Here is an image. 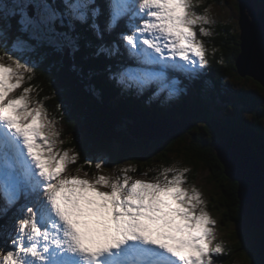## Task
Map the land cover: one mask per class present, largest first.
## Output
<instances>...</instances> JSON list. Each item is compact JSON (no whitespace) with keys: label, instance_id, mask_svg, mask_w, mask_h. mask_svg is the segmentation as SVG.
I'll use <instances>...</instances> for the list:
<instances>
[{"label":"snow or ice","instance_id":"obj_1","mask_svg":"<svg viewBox=\"0 0 264 264\" xmlns=\"http://www.w3.org/2000/svg\"><path fill=\"white\" fill-rule=\"evenodd\" d=\"M62 2L74 20L91 16L101 35L94 0ZM31 6L32 0H17L12 12L25 30L62 15L53 11L47 20L34 19L25 11ZM108 11L109 31L124 17L139 19L120 36L138 64L191 72L208 63L197 25L202 35H211L204 25L213 20L195 10V0H108ZM32 72L7 52L0 55V215L26 201L18 209L11 247L0 250V264H214L215 254L224 250L221 243L213 245L217 221L202 192L184 186L190 170L163 167L150 180L133 179L131 166L115 178L66 174L79 153L58 147L63 141L55 120L30 96L34 87H22L25 73ZM119 77L129 88L175 91V81L150 67H125Z\"/></svg>","mask_w":264,"mask_h":264},{"label":"trees","instance_id":"obj_2","mask_svg":"<svg viewBox=\"0 0 264 264\" xmlns=\"http://www.w3.org/2000/svg\"><path fill=\"white\" fill-rule=\"evenodd\" d=\"M47 2L53 11L64 16L63 21L57 18L53 23L70 38V42L64 44L67 43L70 49L72 63L64 65L66 51L59 50L57 44L38 46L32 42H18L27 45V58L23 55L22 60L33 69L32 73H25L22 87L31 84L34 91L30 94L43 100L48 113L58 117L66 126L63 142L79 153L73 168L77 169L80 165L82 168L85 165L91 167L85 162L94 164L96 156L110 152L114 146L121 147L123 161L137 165L135 168L131 166L130 170H138H131V175L142 174L145 169H150L154 161L160 170L166 161L172 160L170 156L179 157L191 168V172L204 167L219 190L218 200L214 198L217 204L212 209L220 212L224 225H231L228 231L233 237V243L227 244V249L217 257L218 260L221 264H232L236 262L237 255H242L245 261L248 256L251 264H264V229L255 228L251 220L242 214L238 183L225 174L217 152V144L225 141L231 131L242 132L249 140L264 178L263 97L253 88L243 87L235 95L245 111L239 110L232 115L220 113L215 108L219 100H230L222 92L226 87V78H240L235 64L241 51L240 30L230 24L216 25V35L211 42L215 49L208 63L201 66L203 72H198L193 78L185 72L167 70V78L175 81V91L171 94L168 90L158 92L155 86L138 90L123 85L119 77L128 63L136 68L150 67L138 64L120 38L121 33L132 31V17L121 19L109 31L106 29L108 0H94L92 6L100 9V15L95 17V23L102 30L98 36L92 28L91 16L87 21L80 22L67 14L62 0ZM11 19L14 21L13 16ZM19 34V29L13 28L10 29L9 39L5 41L4 37L0 40V55L13 51V40ZM102 47L108 51H100ZM151 67L161 69L159 66ZM176 83H182L184 90L179 89ZM256 83L264 91V86L258 81ZM245 112L251 113V116L248 117ZM140 118L181 119L188 127L166 139L139 140L132 137L131 129L133 122ZM189 179L193 181L194 177L189 176ZM22 204L18 201L5 215H0V250L6 252L10 248L5 231L8 222L12 221L14 226ZM15 215V220H10Z\"/></svg>","mask_w":264,"mask_h":264},{"label":"rangeland","instance_id":"obj_3","mask_svg":"<svg viewBox=\"0 0 264 264\" xmlns=\"http://www.w3.org/2000/svg\"><path fill=\"white\" fill-rule=\"evenodd\" d=\"M16 2L17 0H0V40L2 41L4 37H6L4 38L5 41L6 39H9V37L11 36L10 29H13V28L15 30L19 29V32H20V34L17 35V37L13 40L15 43V44L13 43L14 45L11 46L13 51L8 52V54L12 55L15 59L23 63V60H22L24 59L23 55L27 58V54H28V52H26L27 49H25V47L27 46V45H24L25 42L28 44L32 42L38 46L40 44L42 45L43 44L45 45L57 44L59 50L61 51L69 50L67 43L64 44V42H70L69 36H66L63 32H60L59 29H57L54 26L53 22L57 18L55 20H52L51 22L38 23L37 25L30 26L27 30H25L20 23L19 14L18 13L12 14L13 9L16 6ZM20 2H24V0H20ZM239 2H240L239 0H195V10L199 13H204L205 15L209 16L213 20L212 24L204 25L205 27H208L211 29V33H212L211 35H207V36L202 35L199 32L200 26L197 25V35L200 39L204 41L205 46L207 48V53H206L207 61H209L210 54L213 53V50L215 49L211 42H213L212 38L216 35L215 30H216V25L218 23L230 24V25H233L234 27H237L240 30L239 22H238L239 14H240ZM251 2L254 8L258 12L264 9V0H251ZM32 5L33 6L26 8L25 11L27 12L29 16L33 17L34 19L47 20L49 12H53V9H51L50 7L48 9L44 7V5L51 6L48 4L47 0H32ZM206 9L207 11L205 12ZM246 11H248V9H246ZM11 16L14 17V21L11 19ZM63 17L64 16L62 14L58 18L59 20L63 21ZM132 20L134 23L132 22L133 24L131 26L139 25L140 21L138 18L132 17ZM18 42H22L24 44H18ZM53 46H56V45H53ZM4 62L12 63V61H9L7 58H4ZM126 67H129V66H126ZM165 69L168 70L169 68H165ZM154 71H159V70H154ZM198 72L199 73L203 72L201 67H199L195 71L185 72V74L193 78L194 76L198 74ZM238 75L240 78L236 76H233L232 78H226V87H224L222 92H224L226 96L230 97V100L229 101L219 100L215 108L218 111H220V113L232 114L239 110L245 111L244 106L238 101V98L235 95L237 94L236 92H238L243 87L253 88L258 94H260L259 96L263 97V100H264V91L259 87V84H257L256 81H254L252 78H246L244 76H241L239 73ZM176 81H179V79H177ZM178 84L179 83H176L179 89L181 88L184 90L182 83L180 85ZM21 90H22V87L16 89L15 94L18 95ZM30 96L34 100L42 101L44 105H46V103L43 100L37 99L31 94ZM245 113L248 117L251 116V113H248V112H245ZM51 115L50 113H48L49 118L55 120V127L60 132L59 139L64 141L63 133L65 132L64 130L66 129V126H64L61 123L58 117L53 116V115L51 116ZM134 123L135 121L132 124L133 126L132 131L134 128ZM182 124L186 125L185 122H182ZM150 129H153V128H150ZM188 138L190 137L188 136ZM156 139H160V138L156 137ZM152 140H155V139H152ZM152 140H148V141H152ZM58 147L71 149L69 146H67L65 142L58 145ZM120 149H121L120 146H114L111 148L110 152L101 154L98 157L96 156L94 159V164H90L91 167L88 165H85V168H82L81 165L78 166V168L80 169L78 173L76 169L73 168L75 163H70L67 166L66 174L68 175L78 174L83 177L85 176V173H87L88 179H94L95 175L97 174L109 175L112 178H115L118 174H120V170L125 168L126 166H133V168L137 166L136 164L130 165V164H127L125 161H123V158H121L120 156ZM170 158H172V160L166 161L163 167L171 166L175 168L191 169L188 165H186L183 161H181L179 157L175 158V156H170ZM88 160H91V159H88ZM99 161L104 162L103 167L101 169H96L95 164ZM151 164L153 165L149 167L150 169L148 170L145 169V171H143L142 174H132L131 175L132 171L129 170L128 175H130L133 179L150 180L153 177H155L158 174V172L161 170V169L158 170V166L155 165V161L152 162ZM134 170H135L134 172L138 171L137 169H134ZM144 173H146V175H144ZM169 175H171V173H169ZM186 175H187V181L184 186L191 189L192 186L194 185L196 188H198L202 192L203 199L206 202L207 210L210 212L211 216L217 221V224L214 226L215 227V240L213 241V245L215 243H221L223 249H227V244L233 243L232 242L233 237H231V233L230 231H228L231 225H228V224L224 225L222 221V217H221L222 215L220 214V212L212 209L213 206L214 205L216 206L217 204L216 201L218 200V197H219L218 196L219 190L217 189L215 182L210 178L209 171L206 170L204 167L200 166L196 168V170L186 173ZM189 176L190 178L194 177V180L191 181L192 179H189ZM103 190H110V189L105 188ZM214 198L216 199V201L214 200ZM15 218H16V215L13 216V218L10 217V220L12 219L14 221ZM12 224H13L12 221L8 222L9 226H8V229L5 231V235L8 238V244H9L8 246L10 247H11L10 241L13 238L14 229H15V224H14V227L12 226ZM222 253L215 254L214 264H221L217 257H219V255ZM241 263L251 264V260L247 256V260L245 261L242 255L240 256L237 255L236 262L232 264H241Z\"/></svg>","mask_w":264,"mask_h":264},{"label":"water","instance_id":"obj_4","mask_svg":"<svg viewBox=\"0 0 264 264\" xmlns=\"http://www.w3.org/2000/svg\"><path fill=\"white\" fill-rule=\"evenodd\" d=\"M239 1L241 51L235 61L236 68L241 76L251 77L264 86V9L258 12L251 0ZM69 55L70 49L66 50L65 66L72 63ZM182 122L181 119L140 118L135 121L131 135L148 140L169 138L188 127ZM217 152L224 164L225 174L238 183L242 214L251 220L255 228L264 229V178L246 135L231 131L225 141L217 144Z\"/></svg>","mask_w":264,"mask_h":264},{"label":"bare ground","instance_id":"obj_5","mask_svg":"<svg viewBox=\"0 0 264 264\" xmlns=\"http://www.w3.org/2000/svg\"><path fill=\"white\" fill-rule=\"evenodd\" d=\"M122 19H127V20H129V17H124V18H122ZM126 63H128V61H126ZM122 64V63H121ZM125 66H129V67H133V68H136V66L134 65V64H132V63H128V64H126ZM167 119V118H166ZM169 120V119H168ZM176 121H178V120H176ZM173 136V135H172ZM161 139H166V138H161ZM5 215V214H4Z\"/></svg>","mask_w":264,"mask_h":264}]
</instances>
